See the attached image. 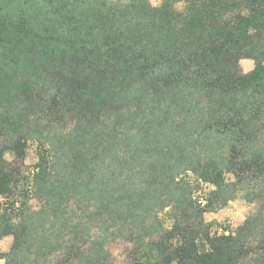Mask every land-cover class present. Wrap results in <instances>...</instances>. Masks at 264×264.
<instances>
[{
	"label": "trees",
	"instance_id": "16d2710c",
	"mask_svg": "<svg viewBox=\"0 0 264 264\" xmlns=\"http://www.w3.org/2000/svg\"><path fill=\"white\" fill-rule=\"evenodd\" d=\"M238 187L264 202V0H0L6 264H264L262 214L203 219Z\"/></svg>",
	"mask_w": 264,
	"mask_h": 264
},
{
	"label": "rangeland",
	"instance_id": "374dc122",
	"mask_svg": "<svg viewBox=\"0 0 264 264\" xmlns=\"http://www.w3.org/2000/svg\"><path fill=\"white\" fill-rule=\"evenodd\" d=\"M153 6L159 4L160 0H149ZM253 61L251 59H242L240 66L243 73H248L253 68ZM39 142H28L24 150L22 157H16L11 153L5 155V160L8 166L16 167L19 169L21 174L27 176L31 173L33 166L37 162V149ZM228 182L233 181V177L230 175L226 176ZM200 191L195 190L196 196H204L206 194V187H202ZM30 205H37L36 202H31ZM258 214H262L264 217V202L257 199V195L247 188L238 187V192L234 195L233 199L227 202L225 206L217 210L206 211L203 215V219L206 223L212 224V231H220V228H226L228 230H235L238 226L244 224L246 221L254 220ZM167 219L168 216L164 215ZM168 225L167 221L165 223ZM13 244V237L11 235L4 236L0 240V264H6L5 258L3 257L10 251ZM127 243L119 241L110 242L108 249L112 254L116 264H124Z\"/></svg>",
	"mask_w": 264,
	"mask_h": 264
}]
</instances>
